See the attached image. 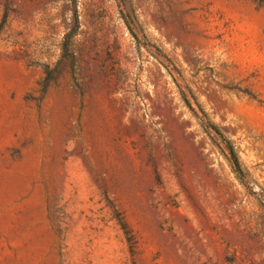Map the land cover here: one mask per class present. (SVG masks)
<instances>
[{
	"label": "rangeland",
	"instance_id": "1",
	"mask_svg": "<svg viewBox=\"0 0 264 264\" xmlns=\"http://www.w3.org/2000/svg\"><path fill=\"white\" fill-rule=\"evenodd\" d=\"M0 264H264V4L0 0Z\"/></svg>",
	"mask_w": 264,
	"mask_h": 264
},
{
	"label": "trees",
	"instance_id": "2",
	"mask_svg": "<svg viewBox=\"0 0 264 264\" xmlns=\"http://www.w3.org/2000/svg\"><path fill=\"white\" fill-rule=\"evenodd\" d=\"M256 1H258V2L264 4V0H256ZM50 80H51V78L48 77L46 85L50 82ZM187 103H188V102H187ZM187 105L191 108V105H190L189 103H188ZM191 109H192V108H191ZM202 113L204 114V112H202ZM204 116H205V114H204ZM207 125H208V127H209L210 129H212L217 135H219L220 137H222V135H221L219 129H218L216 126L210 124L209 122H207ZM222 139H223V143L226 145V148H227V149L229 150V152H230V155H231V158H230V159H231V161H232V163H233V165H234V168H235L236 172H240V173H241V171H242V169H241V164H240V162H239V160H238V158H237V155H236V153H235V151H234L233 146L231 145V143H230L228 140H226V139H224V138H222Z\"/></svg>",
	"mask_w": 264,
	"mask_h": 264
}]
</instances>
